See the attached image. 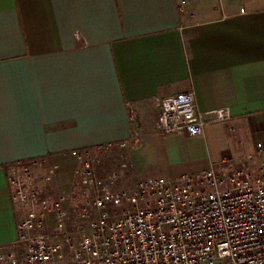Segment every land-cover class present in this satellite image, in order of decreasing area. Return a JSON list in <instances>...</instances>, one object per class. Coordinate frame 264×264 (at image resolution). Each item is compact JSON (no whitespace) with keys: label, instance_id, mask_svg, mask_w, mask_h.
<instances>
[{"label":"crops","instance_id":"crops-1","mask_svg":"<svg viewBox=\"0 0 264 264\" xmlns=\"http://www.w3.org/2000/svg\"><path fill=\"white\" fill-rule=\"evenodd\" d=\"M185 91L203 134H160L158 100ZM121 142L137 178L264 161V0H0V247L22 213L10 165Z\"/></svg>","mask_w":264,"mask_h":264},{"label":"built area","instance_id":"built-area-1","mask_svg":"<svg viewBox=\"0 0 264 264\" xmlns=\"http://www.w3.org/2000/svg\"><path fill=\"white\" fill-rule=\"evenodd\" d=\"M160 134L201 135L206 121L192 91L157 102ZM212 120L230 118L226 107L211 111ZM130 119L136 114L130 108ZM133 143L139 141L135 129ZM121 142L118 147H126ZM114 145L73 149L75 174L85 194L77 234L68 229L67 198L52 195L59 164L40 159L8 167L11 198L21 208L16 239L0 247L9 264H264V161L220 172L211 166L177 178H149L132 197L112 192L96 173L97 153ZM256 144L250 159L261 156ZM50 163L36 181L34 171ZM42 185H38V184ZM126 202L129 209H116ZM24 248L22 261L13 249Z\"/></svg>","mask_w":264,"mask_h":264},{"label":"rangeland","instance_id":"rangeland-1","mask_svg":"<svg viewBox=\"0 0 264 264\" xmlns=\"http://www.w3.org/2000/svg\"><path fill=\"white\" fill-rule=\"evenodd\" d=\"M263 146V145H262ZM126 147L112 146L107 149H103L97 153L98 163L96 166V173L107 181L109 189L112 192L125 193L127 197H132L134 191L138 188V185L149 178H137L133 176L129 170V163L126 157ZM264 150V146H263ZM50 163L42 164L41 168L34 171L36 181L38 183L41 180L42 175L45 173L46 168ZM60 166V165H59ZM78 163L76 160L71 159L63 163L54 182L47 187L48 193L52 195L64 194L67 198V211H68V229L77 234V230L81 227L80 213L85 203V194L82 191L78 178L75 174V169ZM151 178V177H150ZM38 185H42L41 183ZM129 209L126 202L122 206L116 209L117 213L127 211ZM18 257L19 261H22L24 256V248L17 247L13 249ZM0 264H9L7 260L0 259Z\"/></svg>","mask_w":264,"mask_h":264}]
</instances>
